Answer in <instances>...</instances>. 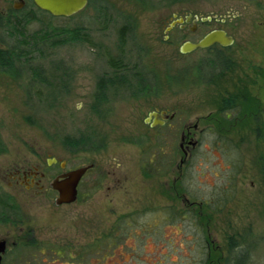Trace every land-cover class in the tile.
Segmentation results:
<instances>
[{"label":"rangeland","instance_id":"1","mask_svg":"<svg viewBox=\"0 0 264 264\" xmlns=\"http://www.w3.org/2000/svg\"><path fill=\"white\" fill-rule=\"evenodd\" d=\"M19 1L0 0L1 51L24 57L19 42L48 28L85 38L0 69V168L36 157L96 168L73 204L56 207L51 191L15 195L0 234L23 235L2 264H238L241 254L243 264H264V0H88L66 19L31 0L14 10ZM29 15L17 37L10 21ZM172 15L211 21L194 35L166 32ZM212 30L233 45L180 53ZM120 59L116 73L108 62ZM227 96L240 108L233 127L220 112ZM155 109L175 118L150 127ZM196 121L200 145L178 167L181 131ZM227 185L221 210L204 208ZM117 221V248L99 254Z\"/></svg>","mask_w":264,"mask_h":264},{"label":"flooded vegetation","instance_id":"2","mask_svg":"<svg viewBox=\"0 0 264 264\" xmlns=\"http://www.w3.org/2000/svg\"><path fill=\"white\" fill-rule=\"evenodd\" d=\"M172 17H173V20L171 23H175V24L171 30L177 28V29H179V31H181V32L186 31L190 35H194L195 33H197L200 30V27H204L205 24H207L211 21L210 18H206V21L203 22L202 21L203 19L199 20L196 18H192L191 15L184 16V17H177V15H172ZM187 18H189L188 22H186ZM207 19H209V20H207ZM212 31H214V30H212ZM210 32L211 31L204 32L203 35H201V37L196 42H198L200 39H202L206 34H208ZM226 35L228 37H230L227 33H226ZM196 42H194V43H196ZM214 46H218L220 48L230 47V46L221 47V46L215 44V45H213L207 49H210ZM207 49H203V50H207ZM236 99H237L236 96L225 97L223 99V101L224 100L231 101V105L225 109L222 107L221 111H220L223 114L226 122L233 123V124H231L232 127L234 126V124H237L239 121H240V123L242 122L241 119H238L240 116V108H237L235 106V100ZM151 114H154V116ZM174 118H175L174 114H168L167 111L155 109L153 112H151L148 115L146 120L149 119L147 124H149L150 127H155V126L156 127H163L169 121H172ZM152 124H154V126H151ZM208 129H210V128H208ZM197 132H198L197 121L193 126L186 127L183 131H181L179 148L181 150L183 160L181 161L180 166H178V167L183 166L184 161L189 159V157L192 155L191 154L192 151L195 150V148L200 145V142H198L195 139ZM0 149H2V148L0 147ZM67 162L68 161L61 159V158H58V157H48L45 160H41L40 158L38 159L36 157L35 161H33V162H29L28 160H23L20 163L5 165L4 167L2 166L0 168V213H1L0 214V220H1L0 223L1 224L7 223V218H8L7 212H9V211L12 212L15 210V207L13 206V204H9L12 201V199L15 198V195L25 194V195H30V196H38V195H41L45 192L51 191V192L56 194V198H57L58 193L54 189H52V187H51L52 182L56 179L62 180L64 175H66L67 173H69L73 170H76V169H68L67 168ZM86 167L88 169L77 185L76 200L78 198V188H79V185H80L82 179L87 175L88 172H90L91 170L96 168L95 165H89ZM49 180H51V181H49ZM176 181L177 180L174 179L172 181V183L176 182ZM4 186H5V188H4ZM229 188H231V190H229ZM227 191L228 192L232 191V185L225 186V188L223 190H221L218 194H216L215 196L212 197V200L210 202H205V204H202V203H199V204L204 205V208L211 207L213 211H220L221 207L224 206V204H226L229 201V198L231 196V194H229ZM185 195L186 194H183L182 197H184ZM181 202L184 204L183 206L185 207L184 209H186V210H192L193 209L192 207L195 206L194 202H188L184 198L182 199ZM62 206H66V205H62ZM62 206H60V207H62ZM21 235H23L22 229L20 230V233L17 236L16 240L14 242H10V237L8 236V234L4 235V236L0 234V242H4L5 248H6L5 253L2 255V260H1L0 264H2V262H3V258L6 254V251L9 247V245L11 244V245L15 246L16 244H18L17 242L20 241Z\"/></svg>","mask_w":264,"mask_h":264},{"label":"water","instance_id":"3","mask_svg":"<svg viewBox=\"0 0 264 264\" xmlns=\"http://www.w3.org/2000/svg\"><path fill=\"white\" fill-rule=\"evenodd\" d=\"M31 2L37 10L48 14L50 17L65 19L79 14L88 4V0H31ZM23 4V1L20 0L19 5H14L13 9L19 10ZM188 21L189 18L186 19V22ZM202 21L205 22L206 19H203ZM174 24L175 23H171L166 32H169ZM215 44L221 47H228L233 44V39L228 37L224 31L214 30L206 34L196 43L184 42L179 51L181 54L185 55L196 50L207 49ZM151 115L154 116V114ZM148 121L149 119H147L145 123H148ZM151 126H154V124ZM87 169V167L78 168L64 175L62 180L56 179L52 182V189L58 193V196L55 199L56 207L70 205L76 201L77 185L86 173ZM5 249V243L0 242V263L2 255L5 253Z\"/></svg>","mask_w":264,"mask_h":264},{"label":"trees","instance_id":"4","mask_svg":"<svg viewBox=\"0 0 264 264\" xmlns=\"http://www.w3.org/2000/svg\"><path fill=\"white\" fill-rule=\"evenodd\" d=\"M35 8V7H34ZM36 11H39L35 8ZM41 12V11H39ZM43 13V12H42ZM45 14V13H44ZM48 17H50L48 14H46ZM33 16L29 15L27 17H25L22 21L16 19L15 21L12 22L11 21L9 23V29L12 31L13 34H15L17 37L22 36V29L28 25L30 22L33 21ZM51 18V17H50ZM127 34V29L126 28H122V30L120 31V39H121V46L123 47L124 45V41L126 38ZM14 35V36H15ZM35 37V36H34ZM85 37L83 36L82 33H80V31L78 30H74L73 31V35H71V33H67V31L65 29H45L43 33L40 34V36L38 37V39H33L32 43H28L26 41L24 42H19V46H21L20 50L23 53V56L21 54H16V52H4L0 50V69H9L10 64L12 62V60H16V61H22V59H25V62L27 63V56L36 52H39V49L44 47V46H51V47H58L60 45H63V43H65L66 41H72V40H81L84 39ZM25 45V46H24ZM19 51V50H18ZM33 58V56H31ZM109 67L114 71V72H120L121 70H124L126 68V65L123 64V61L117 60V61H113L110 60L109 62ZM231 105V101H227L224 100L222 101V107L228 108ZM226 122V120H225ZM68 145V144H67ZM74 145V144H73ZM77 145V143H76ZM70 147V145H69ZM210 209V207H208ZM212 212V211H211ZM182 216L185 215V213L181 214ZM128 217V216H126ZM125 217L121 218L124 219ZM119 222L117 221L116 223H114V225L111 227L110 231L107 233V235H105L104 237H102V239H100L97 242V246H96V252H99V254L101 253L102 250H106L104 251V253H113L115 251V248H117V242H118V235H117V231L119 230ZM101 250V251H99ZM102 254V253H101ZM242 256L240 257L241 259H239L237 261L238 264H243V261L245 260L244 254H241ZM222 260V258L219 260V264L220 261ZM210 258L206 259V264H209Z\"/></svg>","mask_w":264,"mask_h":264}]
</instances>
